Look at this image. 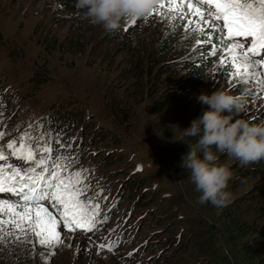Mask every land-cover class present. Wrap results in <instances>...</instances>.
Listing matches in <instances>:
<instances>
[{"label":"rangeland","instance_id":"1","mask_svg":"<svg viewBox=\"0 0 264 264\" xmlns=\"http://www.w3.org/2000/svg\"><path fill=\"white\" fill-rule=\"evenodd\" d=\"M168 3L164 0L159 15L153 12L147 20L139 17L140 28L147 34L173 29L182 35L181 24L187 21L173 19ZM193 3L199 5V0ZM73 5L63 0H0V132L4 133L0 151L5 156L0 166L5 164L7 175H11L8 165L23 172L29 164L11 155L9 140L19 142L23 136L26 144L30 139L38 141L34 135L40 136V123L55 106H76L87 113L95 132L81 141L79 162L62 174L67 177L83 170L80 186L86 185L87 190L82 198L99 205L98 224L91 232L64 228L59 213L46 202L59 221L61 243L55 248L42 246L40 237L25 225L26 242L19 230L20 241L11 236L0 240V264H169L185 249L186 244L177 240L182 235L198 246L189 257L191 264H251L245 245L255 237L264 241V212L253 219V213L245 211V223L256 224L255 235H249L250 229L244 232L229 222L219 205L200 202L188 170L181 167L188 143L193 142L188 139L195 137L176 138L181 137L179 128L188 127L202 110L195 99L198 89L174 90L176 74L165 72L157 78L156 67L151 74L149 65L136 69L130 51L121 50L117 40L103 41L105 29L91 23L86 10ZM195 28L192 24L186 29L191 36L179 46H192ZM70 35L80 39L75 45L81 50L57 46ZM246 39L247 47L250 38ZM205 46L210 52V45ZM221 55L228 60V53L221 51ZM211 58L205 92L221 89L235 96L250 95L244 110L235 115L264 123V89L258 84L264 79V68L258 67L260 75L243 82L228 76L233 69L221 65L219 56ZM3 100L7 103L1 106ZM174 126L179 127L176 136ZM73 135L71 129L54 135L57 143L52 146H63L66 138L64 146H72ZM219 162L229 164L233 172L227 204L239 200L246 208L251 201L250 210L259 209L264 204V160L244 165L219 154ZM0 199L18 201L10 193L0 194ZM102 244H111L112 251L99 247ZM258 250L264 251V243ZM257 264H264V256Z\"/></svg>","mask_w":264,"mask_h":264},{"label":"snow or ice","instance_id":"2","mask_svg":"<svg viewBox=\"0 0 264 264\" xmlns=\"http://www.w3.org/2000/svg\"><path fill=\"white\" fill-rule=\"evenodd\" d=\"M201 5H207V9ZM164 7V0H158V6L144 19L151 17L153 12L159 15L160 9ZM168 11L175 13L173 19L187 21L181 24L184 29L192 24L196 25L191 33L195 38V45H210L208 55L219 56L221 65L227 64L233 69L228 73L229 77H238L247 82L249 78L260 75L258 67L264 68V56L261 55L264 53V0H199V5L194 4L193 0H179V3L169 0ZM131 22L137 23V18H132ZM246 38H250V45L247 47ZM221 51L228 53V60L221 55ZM258 84L264 89V79H259ZM41 131L45 134L40 135L38 141L30 139L26 144L22 136L19 142L9 140L7 143V149L12 150L11 155L27 162L29 166L22 172L21 169L8 165L11 175H7L4 167L0 166V194L10 193L18 197L17 202L0 199V217H9L0 218V240L11 236L20 241L21 237L16 231L19 230L26 242L27 225L28 230L40 237V245L55 248L61 243L60 233L57 231L59 221L45 207L46 202H50L51 207L59 213L64 228L81 229L85 232L96 229L99 205L93 204L91 198H82L87 190L86 185L80 186L83 170L72 172L67 177L62 174L69 172L75 163V157L71 153L66 155L63 151L55 153L51 146H46L47 130ZM51 134L55 135L54 132ZM3 136L4 133L0 132V137ZM17 143L18 148L14 147ZM4 159V153L0 151V161ZM99 247H107L112 251L111 244Z\"/></svg>","mask_w":264,"mask_h":264},{"label":"trees","instance_id":"3","mask_svg":"<svg viewBox=\"0 0 264 264\" xmlns=\"http://www.w3.org/2000/svg\"><path fill=\"white\" fill-rule=\"evenodd\" d=\"M64 4H74L77 5V0H63ZM142 18H137V23L133 24L131 19L125 18L121 21L120 26L111 31H104L102 38L103 41L108 40H117L119 42L121 50L130 51L132 58L135 59L136 69L143 70L142 65H149L148 71L151 74L154 67L157 70V78L160 77L162 73L168 72L169 75L176 74V84L171 88L177 90L179 88H188V90L198 89L195 91L196 95L201 91H205L207 88V79L206 74L211 66L213 59L208 56L209 49L205 45L198 46L195 45V42H192V46L189 49H185L184 47L179 46L180 41L187 42L186 39L191 35L189 32L184 29V33L181 35L180 32L174 31L173 29H169L166 31H158L157 33H146L147 30H142L140 26L142 25ZM80 39L78 37L73 38L72 35L65 36L61 40L57 42L58 45H67V49L70 46H74V48H78L75 44H78ZM195 45V46H194ZM135 68H133L135 70ZM241 89H238L239 91ZM3 96V94H0ZM238 97H243L244 102L251 100V96L248 94L237 95ZM7 101L3 100L2 105L6 104ZM1 110H5L2 109ZM237 114V113H236ZM253 123H257V120H254ZM93 127H95L94 123L89 120L87 117V113L83 112L76 106H67L63 103L58 104L54 107L53 110L49 112V114L43 119L40 123V135H44L45 133L41 130H47L49 144L55 153H60L63 151L64 154L71 153L75 157V166L79 159L77 157V153L79 148L81 147V141L88 136L92 135L95 131H93ZM69 129L75 132L73 138L75 140L74 144L70 147H65L64 145L67 143V138L64 141V145L61 147H54L53 140L54 135L51 133H55V135H65ZM100 131V130H99ZM35 138H39V135L35 133ZM196 137L194 140L188 139V141H193L190 144H195ZM188 143V142H187ZM189 146V145H188ZM186 151H189V147H187ZM198 155L199 149H197ZM263 160L256 161L261 163ZM72 166V167H73ZM234 167H237L234 164ZM237 175L238 173L234 171ZM243 177V175H241ZM129 180V179H128ZM144 195H140L137 202L141 203ZM153 198L152 200H155ZM152 204V203H151ZM239 200H234L231 203L227 204V202L223 205H219L224 212L225 218L239 227L240 230L246 231L248 228L250 229L249 235H253V227L256 225L255 222L251 221L249 225H247L244 221V218L247 221V216L245 211L249 210L253 213L252 218L255 219L259 217L264 212V204L259 208L254 210H250L252 207L249 205L251 201H247V207L243 208L241 205H244ZM227 205L228 207L226 208ZM248 222V221H247ZM168 223V222H167ZM164 224V223H162ZM164 228V227H160ZM167 230H171V228L167 227ZM251 237V236H250ZM178 244L184 243L185 249L182 252H178L183 255H178L172 262L169 264H191L189 257L196 251L198 248L194 243L189 244L187 242V238L185 235L177 238ZM262 238L255 237L252 241L247 242L245 245V250L248 254V262L251 264H257L262 260V256H264V251L259 252L258 247L264 241H261ZM199 264V263H193Z\"/></svg>","mask_w":264,"mask_h":264},{"label":"clouds","instance_id":"4","mask_svg":"<svg viewBox=\"0 0 264 264\" xmlns=\"http://www.w3.org/2000/svg\"><path fill=\"white\" fill-rule=\"evenodd\" d=\"M157 4L158 0H77L90 22L106 31L117 29L125 18L147 16ZM195 99L202 106L200 114L186 128L174 126L175 136L177 127L181 132L177 140L197 138L195 144L188 143L181 167L188 170L200 202L223 205L230 198L227 188L233 172L229 164L219 162V154L244 165L264 160V123L237 118L235 114L244 110V99L227 90L201 91Z\"/></svg>","mask_w":264,"mask_h":264}]
</instances>
